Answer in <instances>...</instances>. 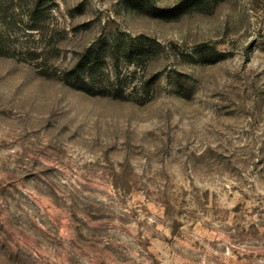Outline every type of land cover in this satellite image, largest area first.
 <instances>
[{
    "label": "rangeland",
    "instance_id": "obj_1",
    "mask_svg": "<svg viewBox=\"0 0 264 264\" xmlns=\"http://www.w3.org/2000/svg\"><path fill=\"white\" fill-rule=\"evenodd\" d=\"M181 1L0 0V264H264V0Z\"/></svg>",
    "mask_w": 264,
    "mask_h": 264
},
{
    "label": "trees",
    "instance_id": "obj_2",
    "mask_svg": "<svg viewBox=\"0 0 264 264\" xmlns=\"http://www.w3.org/2000/svg\"><path fill=\"white\" fill-rule=\"evenodd\" d=\"M210 0H182L178 5L180 7V12H185L186 10H189L193 6H208L210 2H207ZM220 0H211L212 2H218ZM108 46L111 47L113 54L116 53V49L118 52H122L123 56L128 58L129 61L136 62V64H139V59H133V57L141 58L142 55L145 53L146 49L142 45H138L137 47L132 48H126L121 50L120 47H118V44L112 43L108 44ZM107 45H100L98 46L93 53L88 55L85 59H83L82 62H79L74 66L73 69H71L70 73L73 74L76 81L80 82L84 80L86 77V74L93 73V71L96 68V64L100 63V59L92 63L93 58L99 57L101 54H104L106 50H108Z\"/></svg>",
    "mask_w": 264,
    "mask_h": 264
}]
</instances>
